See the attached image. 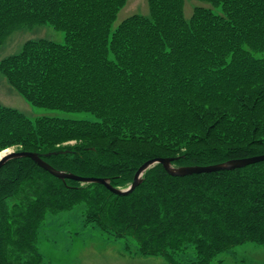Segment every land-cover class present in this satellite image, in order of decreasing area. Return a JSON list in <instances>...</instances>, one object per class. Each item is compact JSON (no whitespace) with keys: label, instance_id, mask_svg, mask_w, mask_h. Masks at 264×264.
<instances>
[{"label":"trees","instance_id":"1","mask_svg":"<svg viewBox=\"0 0 264 264\" xmlns=\"http://www.w3.org/2000/svg\"><path fill=\"white\" fill-rule=\"evenodd\" d=\"M129 1L0 0V48L26 26L65 32L63 43L28 39L1 58L7 82L35 106L95 116L32 117L0 100V152H35L121 188L156 157L182 166L263 154L264 0H198L190 16L186 0H147V13L115 25ZM76 206L86 225L133 238L144 255L212 264L235 246L264 245V160L185 176L158 163L118 195L14 158L0 168V264H42L40 227Z\"/></svg>","mask_w":264,"mask_h":264},{"label":"rangeland","instance_id":"2","mask_svg":"<svg viewBox=\"0 0 264 264\" xmlns=\"http://www.w3.org/2000/svg\"><path fill=\"white\" fill-rule=\"evenodd\" d=\"M198 0H186L185 12L192 14ZM200 3V2H199ZM147 0H130L120 11L117 25L134 13H147ZM45 37L59 43L65 42V32L48 23L16 29L0 48V59L20 50L22 44L33 38ZM0 100L29 116L43 114L64 115L71 119L95 120L90 112H65L35 106L27 102L0 73ZM38 247L43 255L42 264H169L162 256L144 255L138 251L136 241L116 237L99 226L85 224L82 206L48 215L39 229ZM184 260L195 258L191 249ZM212 264H264V245L246 242L220 253Z\"/></svg>","mask_w":264,"mask_h":264},{"label":"water","instance_id":"3","mask_svg":"<svg viewBox=\"0 0 264 264\" xmlns=\"http://www.w3.org/2000/svg\"><path fill=\"white\" fill-rule=\"evenodd\" d=\"M55 152H49L46 155L50 156ZM20 157H31L34 159L40 166L48 170L50 173L55 176L65 179L71 178L83 183H101L105 185L110 191L118 195H127L131 193L139 184L143 182L144 173L155 166L158 163H161L165 170L173 176H185L194 173H203V172H213L220 170H232L235 168L245 167L249 164L256 163L264 160V153L260 155H255L251 157H243L230 159L225 162L214 163L210 165H182L175 166L173 165V161L177 159V157H156L146 161L141 167L137 170L134 176L133 182L126 188L115 187L108 178L103 177H84L80 175H76L73 173L65 172L62 170H58L54 168L51 164L43 159L41 155L35 152L30 151H21L15 149H5L0 153V168L3 167L9 160Z\"/></svg>","mask_w":264,"mask_h":264}]
</instances>
